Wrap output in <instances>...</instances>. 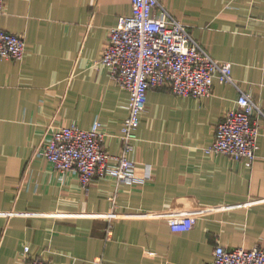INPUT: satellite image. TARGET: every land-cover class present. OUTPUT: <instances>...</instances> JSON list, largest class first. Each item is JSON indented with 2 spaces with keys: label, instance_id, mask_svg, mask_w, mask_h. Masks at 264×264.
Instances as JSON below:
<instances>
[{
  "label": "crops",
  "instance_id": "1",
  "mask_svg": "<svg viewBox=\"0 0 264 264\" xmlns=\"http://www.w3.org/2000/svg\"><path fill=\"white\" fill-rule=\"evenodd\" d=\"M159 2L231 64L237 87L215 79L207 98L148 89L129 158L152 180L85 187L38 148L52 128L99 121L104 148L120 152L129 96L97 60L131 0H5L0 30L21 34L25 54L0 58V264H210L218 245L264 247V119L250 164L205 150L241 91L264 112V0ZM180 213L195 222L173 231Z\"/></svg>",
  "mask_w": 264,
  "mask_h": 264
},
{
  "label": "built area",
  "instance_id": "2",
  "mask_svg": "<svg viewBox=\"0 0 264 264\" xmlns=\"http://www.w3.org/2000/svg\"><path fill=\"white\" fill-rule=\"evenodd\" d=\"M5 0H0V16ZM161 13V14H159ZM25 54L21 34L0 30V58L20 60ZM97 63L128 92V113L119 132L121 150L112 154L104 148L107 132L99 121L90 127L58 126L48 132L38 153L60 171H74L87 187L94 178L110 177L116 183L143 184L153 178L152 166L129 158L150 88L168 87L174 94L207 98L215 79L237 87L231 64L213 58L190 34L187 26L172 16L159 0H131V12L120 16L109 29L107 42ZM264 112L241 91L235 105L217 123L210 153H225L250 164L258 148V118ZM11 214V213H9ZM195 216L180 213L168 217L173 231L189 230ZM28 246L23 247V255ZM97 264H107L100 259ZM23 264H50L37 257ZM210 264H264V247L226 250L215 246Z\"/></svg>",
  "mask_w": 264,
  "mask_h": 264
}]
</instances>
